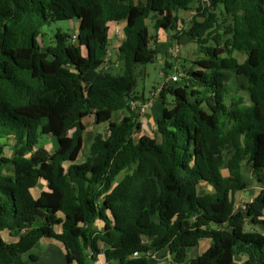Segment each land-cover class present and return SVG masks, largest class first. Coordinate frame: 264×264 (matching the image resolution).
Segmentation results:
<instances>
[{
	"label": "trees",
	"instance_id": "obj_1",
	"mask_svg": "<svg viewBox=\"0 0 264 264\" xmlns=\"http://www.w3.org/2000/svg\"><path fill=\"white\" fill-rule=\"evenodd\" d=\"M194 1L0 0V139L13 140L0 157V264H43L32 250L42 238L62 244L66 264H150L163 249L171 264H264V187L235 209L236 192L264 185V0H203L185 23ZM61 20L78 23L76 42L58 30L43 47L42 27ZM112 23L115 74L102 69ZM159 30L188 36L200 56L162 88L153 136H136V68L157 59ZM230 72L248 103L227 102ZM91 115L106 127L78 162ZM43 135L60 147L48 151ZM200 181L212 192L198 194ZM201 239L210 245L189 259Z\"/></svg>",
	"mask_w": 264,
	"mask_h": 264
},
{
	"label": "rangeland",
	"instance_id": "obj_2",
	"mask_svg": "<svg viewBox=\"0 0 264 264\" xmlns=\"http://www.w3.org/2000/svg\"><path fill=\"white\" fill-rule=\"evenodd\" d=\"M204 3H205V1H203V0H195L191 4L190 10L182 11L179 13L180 17H182V20L185 21V23H187L191 19L192 15L194 14L196 5H198V4L204 5ZM215 12L219 15V22H218L217 29L220 32V34L222 35V37L224 39H226L229 36L230 20L227 17L225 18V15L222 12V9L220 7L216 8ZM147 22H148L151 33H154L151 21L148 20ZM181 26L182 25H180V27ZM58 30L70 33L72 38H73L72 41L76 42V36L78 33V23L77 22H71L70 20H61V21L51 22L50 24L42 27V34L40 35L39 40H40V43L42 44L43 47L50 45V44H53L54 34ZM185 37H188V36H185ZM116 44L117 43L115 42V45L114 44L111 45L109 65H108V69H107L114 74L118 73V71L120 70V66H121V63L117 62V58H116ZM190 51H191V49L188 50L187 54L190 53ZM196 55H198V51L196 49H194V53L189 54V56H190L189 58L183 56V59L178 64L179 68H177V71L180 72L181 75H182L183 70H187L191 66V62L195 59ZM233 56H235L240 62H242L244 60L245 54L238 52V51H235L233 53ZM173 72L174 71L172 69H169V66H165L163 64L162 58H158V57L153 62L138 66L136 68V85H135L134 91L137 94H142V93L148 94V91L150 90V88L152 86H157V85L161 84L164 81L165 76L170 75ZM119 73H120V71H119ZM243 82H244L243 77L236 76L232 72H230L228 74L227 84H228L230 94H229L228 98L226 99L227 102H229V97L234 98V99L237 97H242L244 100V103L249 102L248 93L241 86ZM167 99L169 101V99H170L169 96H167ZM121 115H122L121 113H115L113 119L117 120ZM90 123H91V127H94L92 134H94L96 132H103L105 129V126L97 127L96 124L94 125L93 119L90 120ZM84 137H85V139H84V148L85 149H83V152L80 155L78 162H81L83 159L86 158V156L88 154L89 141H90L92 135L89 136L88 132H86ZM39 143L42 144L48 151L51 152L53 150L52 143H51V136H48V135L47 136L46 135L41 136L39 138ZM12 145H13V140H11V139L8 140V139H4V138L0 139V157L10 156L12 154ZM2 169L4 172H7V173L11 172V168L9 166H4ZM243 170H244V174H245L246 178L251 179L250 169L247 166H245ZM122 175H123V173L118 175L117 180H120L122 178ZM204 185L205 184L203 183V193H202V190L200 188L198 194L207 193ZM39 187L40 186H38V188ZM254 228L256 230H260L259 226H256ZM251 229H253V227H251L250 225L247 224L245 226V230H251ZM208 240L209 239H201L199 241L198 247L203 248V242L208 241ZM209 241H208V243H209ZM198 249L199 248H193L192 251L196 252V251H198ZM192 251L188 253L189 257L192 256V254L194 253ZM33 252L38 255L39 260L43 264H66L65 250H64L62 244L60 242L54 240V239H47V238L41 239V241L37 245H35ZM24 257L26 258L27 255H25ZM150 263H151V260H150ZM185 264H188V263H185Z\"/></svg>",
	"mask_w": 264,
	"mask_h": 264
},
{
	"label": "crops",
	"instance_id": "obj_3",
	"mask_svg": "<svg viewBox=\"0 0 264 264\" xmlns=\"http://www.w3.org/2000/svg\"><path fill=\"white\" fill-rule=\"evenodd\" d=\"M109 27L110 28H109V31H108V35H109V53H110L111 45H113V44L115 45V42H116L117 43L116 47H117L119 39L122 36V23H112ZM185 27H186V24L184 25V29H185ZM115 28L118 30V33H115V31H114ZM155 33H156V35L158 37L157 38V42L158 43L156 45V48H157V51H158V56L157 57L158 58H162L163 64L165 66H169V69H172L174 71V69H173L174 66L176 68H179L178 64L183 59V56L189 58L191 56V55L189 56V54H193L194 53V49H196L198 51V55H196L195 58L200 56L199 49H198L197 45L194 44L189 39V37H185L186 35L179 34L177 37H175L176 32L173 31V30L172 31L159 30V31H156ZM176 43H181V47H180L177 55L173 56L170 53V48L173 47L174 45H176ZM189 49H191V51H190V53L187 54ZM116 51H117V48H116ZM154 87L155 86H152L150 88V90L148 91V94L142 93L143 97L147 98L149 93H150V91ZM162 107H163V102H162L161 97L159 96V98H157V100L148 109H146L144 113H142L139 116V121L141 123V127L135 133L136 136H141V135L153 136V131L155 129L156 118L161 113ZM113 118H114V116H113ZM92 119L94 120V116L91 115V116L86 117L83 120L84 125L86 127V129L84 131V135H85L86 132H88L89 136L93 135L92 132H93L94 127H91V123H90V120H92ZM94 125H95V122H94ZM96 126L97 127H100V126L101 127L102 126L106 127V124H101L100 126L96 124ZM84 139H85V137H84ZM203 183L205 184L204 186L206 188L205 189L206 192L207 193L208 192H212V189H211L209 184H207L204 181H200L199 184H198V187H197L198 193H199L200 188H201L202 193H203ZM38 186H40V187L38 188ZM261 187H264V185H259V183H257L254 180L251 183V185L246 190H240V191L235 193V201H236V203H239V202L244 201V200L249 199V198H253L254 195L261 189ZM42 190H46V183L44 181H39L38 185L32 190V193L34 192L33 195L36 197V196L39 195V193ZM40 241H41V239H40ZM208 241H204L203 242V248L202 247H198V245L195 246V247L188 248L187 249V254L189 252H191L193 250V248H199L198 251H196V252L192 251V252H194L192 254V256L189 257V255H188L189 259L195 257L196 255H198L200 253H202L210 245L211 242L209 241V243H208ZM198 244H199V242H198ZM102 246L103 245H101V247ZM34 248L32 250H34ZM169 258L170 257L168 255L167 251L163 249V250L155 252V253H153V255H151V258H150L151 263L150 264H165L166 260L169 259Z\"/></svg>",
	"mask_w": 264,
	"mask_h": 264
},
{
	"label": "built area",
	"instance_id": "obj_4",
	"mask_svg": "<svg viewBox=\"0 0 264 264\" xmlns=\"http://www.w3.org/2000/svg\"><path fill=\"white\" fill-rule=\"evenodd\" d=\"M115 33H118V30L115 28L114 29ZM181 47V44H176L173 47L170 48V53L173 56H176L179 49ZM110 57V53L108 55ZM109 60V59H108ZM108 62H104L102 65V69L107 70L108 69ZM174 73L165 76L164 81L155 86L149 93L148 97L146 99H144L143 101H139V100H133L129 103V106L131 109L135 110L138 115L140 116L142 113L145 112L146 109H148L156 100L157 98H159L161 90L164 86L166 85H172L175 86L176 84H178L179 80H180V76L181 73L177 71V68L174 66ZM253 198H249L246 199L244 201H241L239 203L235 204V209L236 210H243L246 208V205L248 202H250ZM137 253H135L136 255ZM91 264H96V263H91ZM165 264H171V258L167 259Z\"/></svg>",
	"mask_w": 264,
	"mask_h": 264
},
{
	"label": "water",
	"instance_id": "obj_5",
	"mask_svg": "<svg viewBox=\"0 0 264 264\" xmlns=\"http://www.w3.org/2000/svg\"><path fill=\"white\" fill-rule=\"evenodd\" d=\"M51 143L54 150L60 147V140L56 135L51 136Z\"/></svg>",
	"mask_w": 264,
	"mask_h": 264
}]
</instances>
